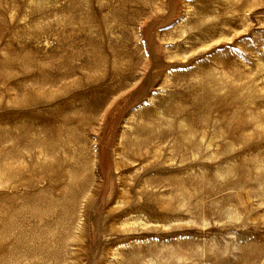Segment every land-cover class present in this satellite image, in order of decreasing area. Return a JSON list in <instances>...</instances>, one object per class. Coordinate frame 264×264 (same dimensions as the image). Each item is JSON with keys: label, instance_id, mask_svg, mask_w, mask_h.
Wrapping results in <instances>:
<instances>
[{"label": "rangeland", "instance_id": "374dc122", "mask_svg": "<svg viewBox=\"0 0 264 264\" xmlns=\"http://www.w3.org/2000/svg\"><path fill=\"white\" fill-rule=\"evenodd\" d=\"M49 1L0 0V61L6 53L27 46L31 51L23 53L29 56L37 50L40 58L51 55L45 61L49 65L53 60L62 62L69 50L72 65L85 71V56L96 52L106 70L98 73L108 74L104 90L122 81L109 103L113 102L109 114L103 118L100 112L86 130L90 142L73 147L85 146L84 153L92 156L97 190L91 194L94 204L88 215L83 212L86 199L83 209L80 202L74 203L79 213L72 226L61 220L42 238L46 245L61 248L63 260L56 263L264 264V0H146L145 11L140 10L142 0H135L136 8L117 15L111 8L103 9L102 19L96 17L102 0H54L51 5ZM39 4L43 12L37 13ZM70 17L71 22H65ZM43 27L50 29L35 33ZM62 30L71 36L65 44L60 42ZM21 65L18 60L10 70ZM0 86V137L10 146V133L21 136L25 131L19 126L35 122L38 110L49 106L21 108L9 120L2 119V102L10 105L12 100L3 94L7 84L1 71ZM8 89L18 91L14 82ZM191 93L197 104L191 102ZM177 98L180 107L170 112L176 109ZM142 112L185 131L195 125L196 149L187 139L167 136L152 141L146 158L142 159V151L133 153L125 141L127 132H135ZM109 115L116 128L108 135L112 142L103 145L105 135L98 129L109 123ZM151 126L155 133L165 129ZM36 136V131L21 136L19 157L12 158V148L0 149V166L13 164L20 170L17 180L34 178L35 186L44 188L52 179L45 175L38 179L37 162L27 159L36 153L32 144ZM132 137L139 138L136 132ZM106 152L109 163L103 159ZM108 174L111 179H106ZM9 176L4 171L0 175V192L32 190L20 181L4 187L1 181ZM101 208L103 221L97 216ZM113 208L115 213L109 215ZM0 215L6 214L0 210ZM54 218L50 215L42 223ZM26 222L34 219L28 217ZM108 225L112 232H107ZM27 230L31 232V226ZM23 261L55 264L54 259L25 256Z\"/></svg>", "mask_w": 264, "mask_h": 264}, {"label": "bare ground", "instance_id": "6f19581e", "mask_svg": "<svg viewBox=\"0 0 264 264\" xmlns=\"http://www.w3.org/2000/svg\"><path fill=\"white\" fill-rule=\"evenodd\" d=\"M134 1L118 0V4L114 5L111 4L110 0H102L98 2L99 11L96 13V17L102 19L101 11L105 8H111L113 15L136 8ZM145 1L142 0L143 7L140 8L142 11L147 10L145 8ZM53 2L54 0H50L48 3L51 5ZM75 2L77 1L71 2L68 5L66 8L67 12L70 11L71 4ZM81 2L85 4L83 1ZM2 6L3 4L0 2V7ZM36 12H43L41 4L36 6ZM86 16L87 13L82 15L83 20L86 19ZM129 18L132 19L133 17ZM70 19L71 17L65 22L70 23ZM49 29L50 27H43L39 30L36 29L35 33L39 34L41 31L47 32ZM3 33L5 34V32ZM60 35V42L62 44L71 39V36L67 32L65 35L64 30L60 32ZM26 51L30 52L31 50H27V46L21 47L20 52L16 49L14 54L6 53L0 61L3 82L7 84L3 90V94L5 96L8 95V99L12 100L10 105L6 104L3 106L5 100L2 102L1 108L4 112H2L1 116L2 119L9 120L18 109L37 104L49 106L44 110H38L35 122L23 125L22 127L19 126V128H23L25 131L22 132L21 136L23 134L27 135L31 131H36L37 136L33 138L32 143L35 146L36 153L28 155L27 159L37 162L34 174L38 176V179L42 175H45L49 176L52 182L47 187L39 188L35 186L34 178L17 180L16 174H19L20 172L18 171L20 170L13 164L12 166L10 164H2L0 166V175H2L3 171L6 175L10 174L8 181H1L4 187H13V184L20 181L22 184L29 185L32 188V190L24 194L18 192L9 193L6 190L0 192V210L6 214L5 216L0 215V264H4L3 261L5 260H10L11 264H24V256L36 259H54L55 264H57L63 260L60 253L61 248L54 249L48 243L46 245L42 238L47 235L50 228L60 224L59 221L61 220L66 219L65 225L68 227L73 224V218H76L79 213L77 207L72 206L74 203L80 202L82 206L84 203L82 200L86 199L83 212L84 215H88L89 209L94 204V197L91 194L97 190L94 189L97 179L91 175V167L92 163H94L92 156L84 153L85 146H82L80 150H73V147L81 143L90 142L86 130H89L93 123L96 122V117L100 112L103 111V118L109 114L111 111L109 108L113 105V102L109 103L113 99L115 91L121 87L120 83L122 81H118L106 89V91L104 90V83L108 78V74L98 73L99 70L103 72H106V70L102 68L103 65L101 66L103 57H100L96 52L85 56V60L88 63L84 66L86 69L84 71L82 67L72 65L70 62L71 51L69 50H66L67 54L62 62L53 60L49 65L45 64V61L51 55L46 58H40L38 53L41 50L33 52L31 56L28 53H23ZM77 56H81V54H77ZM18 60L21 61L22 65L17 68V71L10 70V67ZM113 66L115 68L112 71L116 72L118 69L115 64ZM52 71H56V73H52ZM78 73H81L82 76L74 78ZM71 78L74 79L69 81L68 79ZM12 82L18 87L16 93H13L9 89L7 90L8 85H11ZM78 91L79 93H76ZM1 95L2 86H0V99ZM175 97L177 96L175 95ZM190 99L192 103L197 104V97L193 93H191ZM176 102V109L171 108L170 112L180 107L181 99L177 98ZM107 104L109 107L105 108ZM140 116V120H138V123L134 127L136 135L139 138L132 139V135L135 132H132V134L131 132H127L128 140L125 141V144L136 155H140L139 153L142 151V159L147 157L145 156L146 153L149 154L151 152L152 141L155 138L164 139L167 136H172V138L177 137L180 140L187 139L192 148L196 149L194 137L197 135L195 132L197 127L195 125H190L189 129L185 131L183 128L181 129L177 126L176 123L170 124L171 122L165 118L158 117L155 120L148 113L143 112L140 113ZM119 117L120 115L118 114L116 120ZM193 117H195L194 114L193 116L188 115L186 119L192 121ZM204 119L208 120L209 116H206ZM108 120H110L109 123L106 122L98 129L99 132L101 131L105 135V138H101L103 145L112 142L109 141L110 136L108 138V135L114 134L116 128V121L112 118V115L108 116ZM165 122L170 125L167 127L168 124L165 125ZM152 123L157 126H164L166 132L160 133L164 131L162 130L155 133L154 128L151 126ZM1 130L3 131V129ZM10 134L13 137L8 138L11 139V145H7L8 141L5 137H0V149H14L11 152V156L12 158H16L22 155L16 150L22 142V137L14 136L13 133ZM43 134H45L44 137ZM110 145L108 148H105L106 151L109 150ZM133 147L135 149H132ZM174 149H177V146ZM108 155L109 152L103 153V159L106 163H109ZM105 177L106 179H111L112 175L108 174ZM64 178L69 179V182H59ZM104 193H106V189H104ZM19 198H23L24 201L18 202ZM146 208H150V202L146 205ZM102 210L103 208L100 209V212ZM115 210L116 208L109 209L108 214L115 213ZM169 210L170 208H163V211L169 212ZM50 215L55 216L54 220H47L45 223H42V220ZM97 216L103 221L102 212H97ZM28 217H32L34 222H26ZM91 220H93V216ZM28 226H31V232H28ZM113 229L112 225H108L106 228L107 232H112ZM10 235L14 239L10 240Z\"/></svg>", "mask_w": 264, "mask_h": 264}]
</instances>
